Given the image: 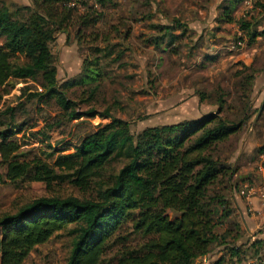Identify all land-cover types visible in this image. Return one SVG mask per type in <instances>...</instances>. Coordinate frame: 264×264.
<instances>
[{
    "label": "trees",
    "instance_id": "trees-1",
    "mask_svg": "<svg viewBox=\"0 0 264 264\" xmlns=\"http://www.w3.org/2000/svg\"><path fill=\"white\" fill-rule=\"evenodd\" d=\"M97 1L104 5L113 0ZM245 1L224 0L219 20L232 22ZM71 2L31 0L13 10L0 5V103L15 81L32 80L44 91L30 93L29 99H55L68 120L99 114L110 121L86 134L73 152L52 150L43 158L31 156L14 139L28 125V120L15 121L25 102L0 109V164L6 178L15 184L30 179L47 185L69 182L82 194L43 196L1 214L0 264H24L36 247L63 236L71 237L66 264H194L218 241L217 225L232 215L226 192L239 186V169L222 155L221 146L243 129L247 117L231 118L227 112L233 106L223 95L217 112L134 133L130 122L110 109H78L68 91L85 87L94 99L108 72L96 56L85 59L80 76L59 81L51 48L57 33L78 25L81 37L98 22V15L81 13ZM173 23L156 26L161 35L150 41L173 46L189 30L178 19ZM242 26L252 44L259 33L250 22ZM259 153L264 155V146ZM129 225L140 242H122ZM236 248L233 253L240 256Z\"/></svg>",
    "mask_w": 264,
    "mask_h": 264
},
{
    "label": "rangeland",
    "instance_id": "rangeland-1",
    "mask_svg": "<svg viewBox=\"0 0 264 264\" xmlns=\"http://www.w3.org/2000/svg\"><path fill=\"white\" fill-rule=\"evenodd\" d=\"M84 1L79 12L98 15V22L84 29L81 37H77L78 25L68 33L58 32L51 44L60 82L80 76L85 59L102 57L108 74L96 97L88 98L85 87L75 86L68 91L78 109L87 111L94 106L101 113L110 109L114 116L129 121L134 133L217 112L223 95L233 106L227 112L231 118L247 117L243 129L221 146L222 155L239 169L235 175L239 186L226 192L232 215L217 225L218 241L194 264H216L219 260L223 264L264 262V198L256 194L252 196L254 204H248L247 197L240 193L246 184L258 186L264 182V155L259 153L264 146L263 0L243 2L232 22L219 20L224 0H113L104 5L97 0ZM30 3L0 0L1 8L10 10ZM176 19L186 23L189 30L173 46L168 41L160 46L150 41L161 35L156 26L174 24ZM243 21L250 22L259 33L252 44ZM99 47L101 51L96 52L94 49ZM43 91L36 81L18 80L0 103L3 110L25 102L16 112L15 121L28 120V125L14 139L31 156L35 153L44 158L43 153L52 150L73 152L86 134L110 121L99 114L70 121L55 99H29L30 93ZM5 174L6 168L0 164V215L15 212L43 196L82 195L69 182L47 185L30 179L15 184ZM261 205L263 210L255 208ZM257 226L262 229L257 230ZM124 230L122 242L127 239V245H132L141 241L130 225ZM248 230L257 234L263 231V235L254 238ZM70 241L69 236L53 238L36 247L24 264H66ZM236 247L240 256L233 253Z\"/></svg>",
    "mask_w": 264,
    "mask_h": 264
},
{
    "label": "built area",
    "instance_id": "built-area-1",
    "mask_svg": "<svg viewBox=\"0 0 264 264\" xmlns=\"http://www.w3.org/2000/svg\"><path fill=\"white\" fill-rule=\"evenodd\" d=\"M81 0H72L71 5H77V6H82L81 5ZM241 195H244L245 197H254V195L260 194L264 198V182H261L260 185H248L246 184L244 188L240 191ZM256 195V196H257Z\"/></svg>",
    "mask_w": 264,
    "mask_h": 264
},
{
    "label": "crops",
    "instance_id": "crops-1",
    "mask_svg": "<svg viewBox=\"0 0 264 264\" xmlns=\"http://www.w3.org/2000/svg\"><path fill=\"white\" fill-rule=\"evenodd\" d=\"M246 202L248 203V204H254L253 203V197H247V200H246ZM255 208H257V209H261L262 208V205H261V207H258V206H255ZM261 210H263V209H261ZM254 219H255V217H254ZM256 220V223H259V221H257V219H255ZM260 229H262L261 227H259V226H257V230H260ZM249 231V233L250 234H253L254 235V238L255 237H257L259 234H262L263 233V231L262 232H259V234H257L255 231H251V230H248ZM263 235V234H262ZM262 262V261H261Z\"/></svg>",
    "mask_w": 264,
    "mask_h": 264
},
{
    "label": "water",
    "instance_id": "water-1",
    "mask_svg": "<svg viewBox=\"0 0 264 264\" xmlns=\"http://www.w3.org/2000/svg\"><path fill=\"white\" fill-rule=\"evenodd\" d=\"M263 108V107H262Z\"/></svg>",
    "mask_w": 264,
    "mask_h": 264
}]
</instances>
